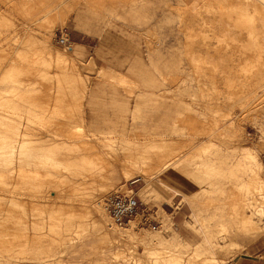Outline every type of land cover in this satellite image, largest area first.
Returning a JSON list of instances; mask_svg holds the SVG:
<instances>
[{"label":"rangeland","instance_id":"obj_1","mask_svg":"<svg viewBox=\"0 0 264 264\" xmlns=\"http://www.w3.org/2000/svg\"><path fill=\"white\" fill-rule=\"evenodd\" d=\"M178 8L180 19L174 13ZM60 29L68 32L70 49L57 43ZM25 35L48 42L51 53L66 57L74 73L57 76L55 72L61 74L62 70L43 62L35 50L37 43L23 44ZM177 60L181 67L177 75L164 77L155 67L164 62L175 68ZM12 64L16 65L14 74ZM91 69L109 74L101 77ZM2 83L18 86L13 92L0 91L1 95L7 94L4 100L0 95V114L7 116L4 125L12 128L10 131L19 126V131L27 132L23 138L30 139L28 148L61 141L75 145L68 151L59 148L56 157L63 159L68 168L56 170L52 181L44 175L46 178L40 179L44 185L37 191L31 187L36 179L21 177L17 172L18 155L10 165L0 161V264H166L164 253L150 254L156 237L176 235L180 242L191 246L201 241L202 220L196 214V221L194 212L199 206L194 200L212 196L226 201L236 190L228 189L229 183H220L228 180L225 175L210 174L208 168L195 166V162L217 149L237 155L242 149H252L262 164L264 180V8L258 6V0H0ZM136 102L140 105L134 124L129 114ZM124 113L128 139L154 130L168 131L171 120L178 119L183 126L178 127L185 134L179 148L185 155L183 165L172 163L153 177L133 174L127 179L118 174L112 179L107 162L128 153L130 143L125 141L128 139L110 143L97 138L107 128L121 124L106 119L114 120ZM91 131L96 135L92 136ZM207 144L210 147L203 152L201 147ZM157 149L153 151L159 154L168 151ZM30 157L24 158L31 162ZM25 162V168L33 167ZM90 162L106 166L104 179L90 171ZM91 178L95 181L94 194L100 192L99 184L106 183L98 198L102 201L115 190L133 189L142 205L157 209L160 226L152 229L141 225L137 215L120 229L106 212L108 224L106 221L102 231L112 234L116 230L118 237L110 236L103 242L98 225L91 220L98 214L84 217L81 226L70 225L77 219L69 216L67 208L77 214L85 212L88 201L80 205L79 192L91 187L78 185ZM132 179L137 180L129 184ZM149 186L157 191L144 196L141 191ZM236 191L240 195L242 190ZM259 194L251 196L253 203L248 212L253 211L254 220L262 226L264 190ZM225 208L233 209L230 204ZM59 216L63 218L59 221L62 227L50 229L48 225ZM211 230L217 243L228 242L221 227ZM235 237L239 248L233 245L214 250V264H264V234L252 241Z\"/></svg>","mask_w":264,"mask_h":264},{"label":"bare ground","instance_id":"obj_2","mask_svg":"<svg viewBox=\"0 0 264 264\" xmlns=\"http://www.w3.org/2000/svg\"><path fill=\"white\" fill-rule=\"evenodd\" d=\"M259 1H260V3H259ZM259 5H261V7L264 8V0H258V6ZM179 10L180 9L178 8L174 12L177 19H180V17L182 16V13ZM248 32H251V31H248ZM22 43L23 44H25V43H28V44L29 43H32V44L37 43L35 50L39 51V54L41 55V57H43V62L47 63V65L49 64V66L54 65L55 69L59 68L62 70V71H60L61 74L55 72V74L57 76H61V75L64 76L65 74L71 73V72L74 73L72 70V65H69V61L67 62L66 57H64L58 53H55V54L51 53L52 49L49 48L50 45L49 46L47 45V44H49L48 42L46 43L43 40L42 41H36V40L32 39L29 35H25V38L22 40ZM171 62H173V61H171ZM67 63H68V65H67ZM179 63H180L179 60H177L176 64L175 63H174L175 65L173 64L175 68H169L168 66H170V65L169 64L166 65V63H164V62H163V65L162 64H156L155 67L160 71L159 73H161L164 77H167V76H171L173 74L177 75V71L181 69ZM15 64L17 65V63H15ZM15 64H12L10 66L12 69H14L13 74H14V71L16 68ZM18 65L20 66V64H18ZM47 65H46V68H47ZM65 66H67V67H65ZM43 67H44V65H43ZM43 70H45V69H43ZM16 71H18V70H16ZM48 72H50V71L48 70ZM86 72H88V69H86ZM93 73L101 76L103 74L104 75L107 74V71L94 70ZM15 75H16V72H15ZM115 75L119 76L118 74H115ZM112 77H113V75H112ZM119 79L121 80L122 77H119ZM27 84L29 85V83H27ZM17 87L18 86H16V84H13V83H11V84L10 83H8V84L2 83V84H0V91H2L3 93L13 92L16 90ZM85 87H86V85H85ZM86 88H83V90ZM17 91H18V89H17ZM177 91H179L181 93L182 89L178 88ZM6 95L7 94L1 95V98L4 100L6 98ZM139 105H140L139 102H136V105H135L136 108L133 111H130V114H129L131 116V119L133 120L132 123H134V124H136L137 120H138L137 118H138V114H139V112H138V106ZM26 114H27V112H26ZM126 115L127 114L124 113V114L118 116L117 118H115L114 120L110 119V118L106 119L107 121H112L113 123L114 122L115 123L120 122L121 124L118 127L112 126L111 128H107V130L102 133L104 135L101 138H97V140H103V141H107V142L112 143V142L117 141V139H128L127 138L128 134L125 133L126 127L124 126ZM6 117L7 116L0 114V124L1 125L3 124V128L0 127V161H1V163H3V162L5 163V161H7V163H5V164L10 165L13 161H15V159H16V158H14L15 155H18L17 166H15L17 169V172H19L21 177L27 176L28 178L32 177L33 180L36 179V182L34 180L32 184L30 183L31 187H32V185H33V187L35 186V189L38 186L40 188V186L43 184L40 181V179L42 178V181H43V179L46 178V177H43L44 175H46L47 177L49 175L48 178L52 181V179L54 178V177L52 178V176L55 175L54 173L56 170H57V172H59L61 169V166H63L65 169L68 168V164H64L62 162L63 159H59L58 157H56V155L59 153L58 152L59 148H63L66 151L71 150V148L75 145L74 142L61 141L60 143L41 145L40 147H38V149H33L34 146H32V148L30 149V148H28V145H27V144H29L28 141H30V139H28V141H27L26 138H23V136L27 135V132L19 131V126H17V130L16 129L13 130L14 135L11 136L10 134H12L13 131L11 130L12 131V133H11L10 129H12V128L9 127V129H8L4 125L5 124L4 119H6ZM33 121H35V120H33ZM178 121H179L178 119H172L171 120L172 125H171V128L169 129L171 132L169 130L168 131L167 130H160V131L154 130L152 132L144 134L143 136H138V135L132 136L128 140H125L126 142L130 143V146L128 148L130 150L128 153L125 152V154L122 157L114 158L113 162H107V167L104 166L102 163L90 162L89 165L87 164L90 167L89 168L90 171L93 172L94 175H100L101 179H104L103 178V176L105 174L104 172H105L106 168H108L109 171L111 172L112 179H115L118 174H122L125 176V178L128 179V178H132L133 174L141 175L142 177H147L149 175L151 177H153L156 174H159L162 170L168 168L169 165H171L172 163L181 162L180 164L183 165L182 157L185 155H183L182 150H179V148L183 145L182 139L185 136V134H184V132H182L183 129L182 130L180 129L183 126L181 127L179 125V123H177ZM11 123H9V125ZM12 124L14 125V123H12ZM12 124H11V126H12ZM9 125H7V126H9ZM178 125L180 126V128L178 127ZM136 128H137V125L133 126V129H136ZM46 129H47V127H46ZM25 130L26 129H24V131ZM9 131H10V133H9ZM50 131H52V130H50ZM100 132H102V131H100ZM52 133L55 135H59L56 132L55 133L52 132ZM91 133H92L91 134L92 136L96 135L95 134L96 132L94 133L91 131ZM186 137H188V136H186ZM36 141H37V138H36ZM209 147H210V144L209 145L207 144V146L201 147V150H203V152H205L204 150L208 149ZM157 148L158 149L161 148V150L163 148H166L165 150L166 151L168 150V151H167V153L163 151L166 154H163V153L159 154V152L155 153V151H153V150H156ZM158 151H160V149ZM156 154H158V155L156 156ZM28 156L33 157L32 158L33 160L31 162H30L31 159L28 160V159L24 158V157H28ZM23 162H25L24 164L25 165L27 164V166H29L28 163L29 164L31 163V164H33V167L32 168H29V167L25 168V166L23 165ZM190 165L191 164H189V166ZM194 165L199 166V167H203V168L204 167L208 168L211 172L210 174H213L215 176L217 174H219L221 176L225 175L228 178V180L226 182H222V181L220 182L218 180V182L225 183V184L229 183L230 186L227 187L228 189L234 188L236 190L239 189L242 191H241L240 195H238V192L236 190H234L233 193H230V195L227 196L228 199L226 201L221 200L218 197L216 198V197H212V196L203 198L201 200H197V199L194 200L195 204H197L199 206L198 210L196 211V213L194 212V214L196 217L198 215H200L198 217L199 218L201 217L200 220H202V222H200L198 220V217L196 220L197 222L199 221L200 226L202 225V239H201V241H199V242H197L191 246L187 242H185V243H182L183 241L180 242L179 241L180 238L178 239V237L176 235L171 236L170 238L168 237V239L167 238L165 239L161 236H157L156 237V243H154V245L155 244L156 245L153 248L149 249V251H150V254L153 253L152 255H154V253H158V252L164 253L165 255H163V258H164L163 260L165 261L166 264H214L215 263V258L213 256L214 250H216V249H217L216 251L222 250V248H225L228 246L230 247L233 245H236V246L238 245V248H239L240 243L235 240V238H237L235 236L238 235L239 239H240V237H242V238H246V239L252 241V240H255L257 237H259L260 235L264 234V226H263L264 224L262 226H259V224H257L253 218V215H252L253 211H251L252 213L248 212V211H250L249 208L253 203V201H251L250 199L252 197H254L253 195L254 194L256 195V193H257V195H258V193H260L259 195H261L263 193V190H264V180L261 177L262 164L257 159V154L255 151H252V149H248V148L242 149V150H240V154L237 155V153H235V152L232 153V152L217 149L215 152L208 153L207 156L205 157V159H202V161L200 159V162H195ZM194 170H196V169L194 168ZM198 170L200 171V168ZM6 173H5V176H6ZM197 173H198V171H197ZM61 175L62 174H60V176L59 175L58 176L61 177ZM56 177L57 176H55V178ZM66 177L67 176H65V178ZM65 178H64V180H65ZM207 178H208V176H207ZM51 181H49V184L51 183ZM215 182H216V180H215ZM79 183L80 184L78 185V182H77L76 185H78V186H81V185L84 186L85 185V188L87 185H89V187H91L89 189L87 188L85 190H82L83 193L81 191L79 192L78 200H79L80 205H81V203H83V202L86 203L87 201H88L87 202L88 204L85 205V212H82V214H77L71 208H67L69 216L75 217L77 219V220H75L76 223L75 222H74V224L70 223V225L81 226V225H83V222H84L83 218L84 217L90 216V218H91V216H92L91 214L96 213V214H98V218L97 219L93 218L91 220L93 222H95L96 227L98 225V228H99L98 230H100L101 238L103 239V242H104V240L109 239L110 236H113V238L118 237V233L116 230H113L112 234H110V233L108 234L107 231H104V232L102 231L103 230L102 228H103L104 224L106 223V221L108 224V220H107V213L104 210L103 204H101V202H103V201H102V199L99 200L98 198L101 195V193L102 194L104 193V191L107 187L106 183L99 184V187L101 188V190H97V191H100V192H98V194H94V192H92L93 186L95 184V181L93 183L92 178L90 180H86L84 182H79ZM63 184H65V183H63ZM69 184L67 183L68 187H69ZM161 184H164V183H161ZM72 185H75V182H73ZM54 186L60 187V185H58L56 183ZM70 186H71V184H70ZM142 190H143V191H141L142 194L144 196H146L149 194V192L151 190H156V189L153 186H149V187L142 189ZM36 191H37V189H36ZM61 192H63V191H61ZM61 192L59 193V196L61 195ZM80 193H82V194H80ZM83 194H86V195L89 194L91 196L89 199H85V198L81 197ZM250 194H252V195H250ZM249 195H250V197H249ZM63 196H62V198H63ZM66 196L68 198L70 197L68 195H66ZM11 198H12V196H11ZM258 198H259V196H258ZM263 198H264V196H263ZM189 200H191V199H189ZM261 200H263V199H261ZM191 202H192V200H191ZM194 202H192V203H194ZM258 203H259V201L256 203V205ZM14 204H17V203L14 202ZM229 204L231 205V207L233 209L228 211V210H226L225 205H229ZM23 205L24 204H22V206ZM253 206H254V204H253ZM257 207H258V205H257ZM235 208L239 209V211L234 210ZM60 209H62V207H59L58 211H60ZM254 210H256V209H254ZM260 213H262L264 215V208L261 209ZM196 214H198V215H196ZM255 215H256V213H255ZM62 219L63 218L61 216L56 217L55 223L48 225L49 228L55 229V226L62 227L59 224V221ZM48 224H50V222ZM25 226H26V224H25ZM43 226H42V228H43ZM214 226H219V227H221V229H223L226 232L225 234H227V236L229 237L228 242L221 244V243H217L215 241V234L211 230V227L213 228ZM34 227H37V226H35V224H34ZM34 227H33V229H34ZM66 227H67V225H65V228ZM200 228H199V230H200ZM60 229H58V230H60ZM17 231L20 232V230H17ZM35 232L40 234V232H38L37 229ZM21 233H24V231ZM199 234H200V232H199ZM35 235H37V234H35ZM30 236H33V235H30ZM142 241L144 242V240H142ZM115 254L116 253H114V255ZM117 254H118V252H117ZM160 256H162V255H160ZM113 258L115 259L116 257H113ZM152 258H153V256H152Z\"/></svg>","mask_w":264,"mask_h":264},{"label":"built area","instance_id":"obj_3","mask_svg":"<svg viewBox=\"0 0 264 264\" xmlns=\"http://www.w3.org/2000/svg\"><path fill=\"white\" fill-rule=\"evenodd\" d=\"M57 43L65 49L71 48V40L67 31L63 29L58 31ZM136 180L132 179L129 184L134 183ZM103 207L117 228H126L137 215L140 216L141 225L145 224L152 229L160 226V221L157 219V209L152 210L142 205L139 197L133 193V189H128L126 192L113 191L104 198Z\"/></svg>","mask_w":264,"mask_h":264}]
</instances>
